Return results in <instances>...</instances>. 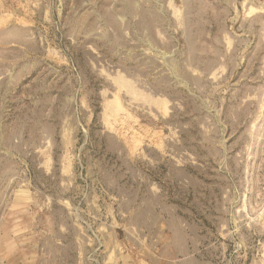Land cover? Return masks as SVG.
I'll return each mask as SVG.
<instances>
[{
  "label": "rangeland",
  "instance_id": "rangeland-1",
  "mask_svg": "<svg viewBox=\"0 0 264 264\" xmlns=\"http://www.w3.org/2000/svg\"><path fill=\"white\" fill-rule=\"evenodd\" d=\"M42 3L0 21V260L264 264V0Z\"/></svg>",
  "mask_w": 264,
  "mask_h": 264
},
{
  "label": "crops",
  "instance_id": "crops-1",
  "mask_svg": "<svg viewBox=\"0 0 264 264\" xmlns=\"http://www.w3.org/2000/svg\"><path fill=\"white\" fill-rule=\"evenodd\" d=\"M32 1L33 0H0V21L4 20V22H6L7 20L6 17L10 16V20H13L15 22L17 21L23 22L24 20L23 16L25 15V11L30 10V7L32 6ZM38 6L39 7L41 6V0H38ZM11 7L13 8L11 9ZM8 8L11 10H9ZM7 11H10V14H8ZM27 14L28 12L26 13V15ZM38 20L40 22V17H38ZM0 44L2 45L7 44V39L5 36L3 37L0 36ZM14 44L29 45L30 42L29 40L25 42L23 39H20ZM173 239H174L173 247L176 248V250L174 249V251H176V254H180L182 252L183 256L182 258H180L179 255H176V257L172 258V261H169L165 264H202L197 256V252L193 253L195 255L192 254L190 246L186 245L185 237L179 230H175L173 232ZM196 250H198V248ZM21 254L22 253L20 251H16V250L8 252L7 256L5 257V260L4 259L0 260V264H30L26 262L24 255L23 258H21L20 256ZM73 254L74 251H72L71 254H67L66 252L60 254L61 256L58 257V259H60L61 261L57 262V264H66L68 259L71 260L70 264H78L75 262V256ZM47 262L48 260L44 263L47 264ZM114 264H159V262L157 255H155L152 250L145 251L142 257L141 253L138 252L137 248L129 247L127 248V250L122 251L118 254ZM208 264H213V263H208Z\"/></svg>",
  "mask_w": 264,
  "mask_h": 264
}]
</instances>
